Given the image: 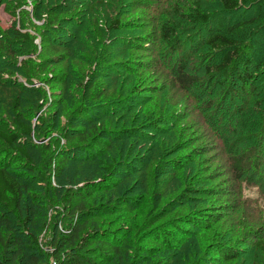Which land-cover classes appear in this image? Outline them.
I'll return each instance as SVG.
<instances>
[{
  "label": "rangeland",
  "instance_id": "1",
  "mask_svg": "<svg viewBox=\"0 0 264 264\" xmlns=\"http://www.w3.org/2000/svg\"><path fill=\"white\" fill-rule=\"evenodd\" d=\"M214 1L0 0V129L25 152L0 161L36 197L37 264L71 249L66 201L78 197L114 208L80 232L115 234L105 264H264V125L249 124L264 119V30L242 49L249 66L211 77L204 41L219 18L179 16ZM254 17L245 5L230 20Z\"/></svg>",
  "mask_w": 264,
  "mask_h": 264
},
{
  "label": "trees",
  "instance_id": "2",
  "mask_svg": "<svg viewBox=\"0 0 264 264\" xmlns=\"http://www.w3.org/2000/svg\"><path fill=\"white\" fill-rule=\"evenodd\" d=\"M263 4L264 0H215L213 7L209 9L210 12L201 11L199 3H194V8L188 15L179 16V21L200 25L207 24L210 15H216L219 18L217 27L211 30L207 40L204 41L207 54L214 57L213 64L206 67L211 77L221 78L233 72L240 62H246L245 67L249 66L250 61L243 54L242 49H254L258 43L254 41V38L256 39L261 30H264ZM245 5L255 6V17L244 22L231 21L230 18ZM118 24V21H114L113 26ZM177 27H180L178 22L165 24L162 35L171 41L174 29ZM177 77L178 81L186 86L196 84L193 78L181 71H178ZM236 78L239 79L242 76H235ZM241 80L243 85L249 81L247 77ZM11 112L13 124L22 134L30 136L32 131L23 122L21 105L17 99L11 101ZM249 124L256 126L260 124L262 127L264 119L254 123L249 122ZM17 139L15 134H8L0 129V152L17 150L24 155L25 152L16 146ZM113 166L112 164L105 166L107 175L111 174ZM98 186L95 185V187ZM29 191L21 177L12 172L4 161H0V264H37L36 256L30 254L37 246V237L33 234L36 213L30 206L34 204L36 197ZM26 195L29 197L27 198ZM66 202V207H69L71 211L66 227L67 240L70 242L71 249L58 264H105L115 260L120 254V245H117L115 234L96 229L97 225L93 224L94 229L86 231L80 237V232L88 224L96 218L107 216L113 212L114 208L104 204L90 205L83 197L68 199ZM167 236L166 239H173L171 234ZM56 243V241L53 242V244ZM222 256L226 254L222 252Z\"/></svg>",
  "mask_w": 264,
  "mask_h": 264
}]
</instances>
